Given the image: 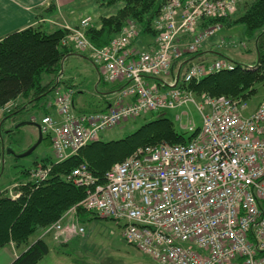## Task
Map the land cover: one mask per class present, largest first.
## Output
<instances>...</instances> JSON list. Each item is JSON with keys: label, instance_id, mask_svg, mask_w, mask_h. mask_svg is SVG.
I'll list each match as a JSON object with an SVG mask.
<instances>
[{"label": "built area", "instance_id": "obj_1", "mask_svg": "<svg viewBox=\"0 0 264 264\" xmlns=\"http://www.w3.org/2000/svg\"><path fill=\"white\" fill-rule=\"evenodd\" d=\"M240 0H164L152 21L156 32L151 49L133 46L140 34L127 20L105 46H97L86 28L63 25V43L86 51L109 82L126 80L109 109L77 113L72 89L55 90L56 115L45 114L41 129L51 137L56 162L76 155L100 134L147 111H167L193 104L201 124L182 127L184 143L159 142L138 147L115 162L99 178L87 162L65 178L85 189L79 207L121 225L124 241L159 264H264V99L252 111L244 97L198 95L189 84L205 75L232 70L227 59L191 60L177 79L173 64L197 53L222 29L221 18L235 12ZM222 38L218 46H224ZM147 76L162 79L150 83ZM132 97L124 102V97ZM5 111L10 108L6 107ZM182 114L176 115L181 121ZM53 164H39L29 175L39 185ZM16 184L15 186H18ZM13 198L20 195L11 188ZM63 218L43 228V235L83 234L76 221Z\"/></svg>", "mask_w": 264, "mask_h": 264}, {"label": "trees", "instance_id": "obj_2", "mask_svg": "<svg viewBox=\"0 0 264 264\" xmlns=\"http://www.w3.org/2000/svg\"><path fill=\"white\" fill-rule=\"evenodd\" d=\"M164 0H99L103 9L99 22L88 27L87 35L97 46L107 45L127 20H135L141 33H152V20L161 10ZM241 6V4L239 5ZM55 10L54 4L48 12ZM233 19V18H232ZM220 21L231 25L243 23L246 35L256 40L258 58L254 65L235 64L232 70H222L206 75L199 82H192L189 88L198 95L225 94L231 97L251 98L255 83L264 80V0H250L246 8L234 20ZM68 31L55 24L39 23L13 31L0 39V111L10 101L23 99L10 112L4 113L0 122V135L5 130L7 118H13L18 107L29 103L39 107L48 93L63 85L57 80L63 69V62L73 50L72 43H63ZM195 55H198L195 54ZM104 79V78H102ZM159 80L149 77V80ZM105 82H107L104 79ZM108 83V82H107ZM125 85L115 84L120 90ZM47 113V112H46ZM156 117L146 120L134 131L119 139H99L83 147L76 156L54 163L53 158H44L43 163H52L48 178L39 185L24 181L15 187L20 195L13 198L8 192H0V248L14 243L24 247L11 264H37L48 252L46 239L31 237L43 227L57 221L70 207L78 204L86 195L85 189L65 179V173L83 161L99 178L115 163L131 155L138 147L159 142L184 143L189 137L175 127L173 120L164 112H148ZM45 114V113H44ZM145 116V115H143ZM49 137H45L47 139ZM39 162L34 161L32 168ZM30 168H23L22 177L29 176ZM4 170L0 165V176ZM84 210L79 207L78 211Z\"/></svg>", "mask_w": 264, "mask_h": 264}, {"label": "crops", "instance_id": "obj_3", "mask_svg": "<svg viewBox=\"0 0 264 264\" xmlns=\"http://www.w3.org/2000/svg\"><path fill=\"white\" fill-rule=\"evenodd\" d=\"M53 4L55 10L48 12L47 10ZM92 11L94 14L91 13ZM102 12L103 9L99 7V0H0V39L13 31L21 30L31 25L39 23H51L54 25L52 22L53 20L59 24L66 23L72 26H78L83 18L90 16L92 17L91 25L97 24ZM55 26L57 25L55 24ZM220 38L222 37L207 42L197 57L206 58L208 60L225 58V53L221 51V48L218 46ZM154 39V34L142 32L137 40H135L133 46L151 49L154 44ZM63 63L61 80L65 88L74 90L73 105L75 111L78 113L91 112L83 107L80 108V111L76 110V105H82L85 102L84 98L86 95L92 94L93 103L96 106L99 105L92 110H105L112 102L117 100L120 92L125 86L123 85L120 90H116L114 87L115 84L120 82L124 84V80L112 83L105 82L104 79H102V71L99 70L87 53L78 50L74 45L73 50L66 55ZM65 63H68V65L73 68V70H69L70 73H68V75H65ZM89 87H92L91 91H88ZM132 99V97H127L124 101H131ZM22 100L23 99L19 98L10 101L0 112L4 114L8 112L4 110L6 107L12 110L16 105H22L24 102ZM42 102L43 103L38 108L42 109L43 114L47 112L56 115L57 112L53 106V99L51 101ZM33 109H35V107L31 106L29 103H25L23 106L18 107L14 117L6 121L7 124L5 123V129H9L14 124L25 121L26 117L31 114L30 112ZM26 112L29 114H26L24 118H18V115L25 114ZM25 125H27V137L36 140L39 137L38 129L34 125ZM47 139L52 155H54L50 138ZM100 139H102V134ZM69 209L62 215L64 216L63 223L69 224L72 221H76L78 226L84 228V233L75 234L68 238L66 236H63V238L61 236L56 238L51 234L43 236L41 231L39 238L46 239L50 248L49 252L37 264H152L153 261L151 257L143 254L129 244L112 243V248L108 251L105 250L104 253H99L94 250L90 252L91 243L93 244L94 241L90 238L89 234L86 233V223L94 218L101 217L87 210L79 212L77 209L76 213H73L68 212ZM115 224L120 226V236L123 239L121 225L117 222H115ZM22 249H24V247L17 248L14 243L1 247L0 264H11L20 255ZM153 263L156 264L155 262Z\"/></svg>", "mask_w": 264, "mask_h": 264}, {"label": "rangeland", "instance_id": "obj_4", "mask_svg": "<svg viewBox=\"0 0 264 264\" xmlns=\"http://www.w3.org/2000/svg\"><path fill=\"white\" fill-rule=\"evenodd\" d=\"M250 2V0H240L238 6L228 18L227 20H234V17H238L241 14V11L246 8V5ZM241 4V6H239ZM92 14L93 11L91 12ZM233 18V19H232ZM218 37H223L226 40V44L221 47V51L225 53V58L231 59L235 64H245V65H254L258 58V49L256 46V40L254 38H249L246 35V28L243 23H232L231 25H227L226 23L223 25L222 30L210 41L216 39ZM208 41V42H210ZM73 68L65 63V75H68L69 70ZM67 70V71H66ZM92 87H89L88 91H91ZM256 92L249 99V111L254 110L259 103L264 99V80L261 82L255 83ZM60 89L66 90L64 86H61ZM94 90V89H93ZM55 97V90H51L46 98L43 101H51ZM85 102L82 105H76V110L80 111V108H85L87 111H95L92 110L99 105H95L92 101V94H88L85 96ZM91 109V110H90ZM98 110V109H96ZM187 112L181 118V121L175 120V116L178 113ZM31 114L26 112L25 114L18 115V118L28 115L26 120H31L32 117H36L37 121L41 120V116L43 114L42 109L37 106L33 109ZM159 113L154 116L145 115L137 118H132L127 121L121 122L116 125L114 128L109 131L102 133L103 140H111V139H119L125 137L128 133L134 131L141 124H143L146 120L156 117ZM166 116L170 117L174 125L177 129L185 132V135L188 136L189 132L187 129H183L180 127V123L186 125L189 119H193L197 125L201 124V116L199 111L193 104L186 105L182 108L169 110L166 113ZM4 118V114L0 112V122ZM7 124V123H6ZM5 124V125H6ZM27 125H21L17 128H14L11 132L4 134V136L0 135V165L4 166L3 175L0 176V192H9L11 188H15L16 184L22 183L26 178L22 177V169L25 167L32 168L34 161H42L38 164L43 163L44 158H54L52 155L48 139L42 140V142L38 145V147L33 151L30 155L21 156L24 151L30 148V146L35 142V139L31 137H27ZM33 134V133H32ZM31 138V139H30ZM38 139V138H37ZM36 139V140H37ZM14 153H13V152ZM18 155V156H17ZM34 168V167H33ZM31 176L29 175V179ZM87 232L90 238L93 239L94 243H91V247L89 251H96L99 253H104V251L110 250L112 248V243H121L128 245L120 236V226L115 224V221L110 219H101L94 218L91 221L86 223ZM41 230H39L36 234H34L31 238L34 240L41 235ZM55 236V234H51ZM46 236V235H43ZM56 237V236H55ZM60 236H58L59 238ZM156 264H159L153 258L151 259ZM152 262V264H154Z\"/></svg>", "mask_w": 264, "mask_h": 264}, {"label": "water", "instance_id": "obj_5", "mask_svg": "<svg viewBox=\"0 0 264 264\" xmlns=\"http://www.w3.org/2000/svg\"><path fill=\"white\" fill-rule=\"evenodd\" d=\"M10 118V117H9ZM9 118H7V120L9 119ZM25 124H29V125H37L36 123H33V122H31V121H23V122H20V123H17L16 125H15V127H19V126H21V125H25ZM37 127H38V129H39V138H38V140L28 149V150H26V151H24L22 154H20L21 156H27V155H30L33 151H35V149L38 147V145L42 142V140H43V133H42V131H41V129H40V126L39 125H37ZM13 152V151H12ZM14 153V152H13ZM18 156V155H17ZM2 170H4V166L2 165Z\"/></svg>", "mask_w": 264, "mask_h": 264}, {"label": "flooded vegetation", "instance_id": "obj_6", "mask_svg": "<svg viewBox=\"0 0 264 264\" xmlns=\"http://www.w3.org/2000/svg\"><path fill=\"white\" fill-rule=\"evenodd\" d=\"M37 125H39V122L37 121V122H35ZM37 129H38V127L37 126H35Z\"/></svg>", "mask_w": 264, "mask_h": 264}]
</instances>
